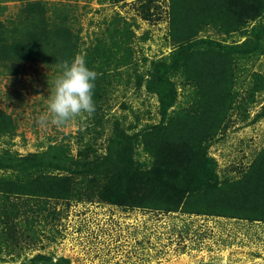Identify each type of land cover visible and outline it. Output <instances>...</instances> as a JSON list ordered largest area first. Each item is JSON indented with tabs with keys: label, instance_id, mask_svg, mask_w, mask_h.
Masks as SVG:
<instances>
[{
	"label": "rangeland",
	"instance_id": "374dc122",
	"mask_svg": "<svg viewBox=\"0 0 264 264\" xmlns=\"http://www.w3.org/2000/svg\"><path fill=\"white\" fill-rule=\"evenodd\" d=\"M156 4L160 8H155ZM140 5L137 0H0V127L13 128L11 135H0V152L15 156L43 150L76 156L78 145H85L90 138V131L83 129L88 116L61 127L50 120L43 127L37 123L39 116L48 113V96L62 71L59 64L83 55L90 45L100 50L102 43L97 40L110 42L107 56L127 51L131 61L137 56L140 73H145L151 58L168 57L172 45L165 0L150 5V20L143 18ZM258 17L264 22V14ZM122 19L130 22L131 31L124 43L117 38ZM145 35L147 39L142 40ZM204 35L202 31L198 37ZM24 38H38V45L45 48V56L52 62L32 65L16 58L11 44ZM219 38L230 44L247 40L238 31ZM116 41L124 49L113 43ZM237 63L234 107L208 148L217 161L220 177L230 180L239 178L264 146V116L257 115L264 106V93L253 98L250 93L254 72L264 82V52L246 58L237 54ZM174 80L178 99L171 109L188 107L192 101L187 85L180 84L178 76ZM114 95L117 97L111 102L110 117L123 118L125 132L136 134L146 123L158 121L156 99L148 98L145 92L138 94L130 88L126 95L121 90ZM122 100L128 108L121 107ZM131 123L136 127L131 129ZM78 130L84 131L77 134ZM105 133L95 143L100 150L106 142ZM119 140L124 142V135ZM134 152L138 165L150 161L139 141H135ZM145 168L132 171L121 203L99 196L63 203L55 198L48 203L44 198L21 196L14 197L19 205L10 201L3 204L0 193V264H30V258L38 253L51 256L53 261L63 256L70 264H264V220L150 207L137 199L156 198L164 188L157 182L155 171ZM50 172L69 175L58 169ZM0 178L21 185L32 176L22 170L0 169ZM68 180L74 187L91 191L106 188L96 176H70ZM45 201L47 209L42 208Z\"/></svg>",
	"mask_w": 264,
	"mask_h": 264
},
{
	"label": "trees",
	"instance_id": "16d2710c",
	"mask_svg": "<svg viewBox=\"0 0 264 264\" xmlns=\"http://www.w3.org/2000/svg\"><path fill=\"white\" fill-rule=\"evenodd\" d=\"M137 1L141 3L143 18L150 20L153 14L150 5L160 0ZM165 4L172 45L169 56L151 58L145 73H140L137 56L131 61L130 52L107 56L110 42L97 40L102 43L100 50L97 46L87 47L83 54L86 65L99 73L93 90L95 112L83 125L84 130L90 131V138L85 145H78L75 157L43 150L15 156L0 152V169L22 170L32 176L21 185L0 178L3 204L10 201L19 205L14 197L21 196L44 198L47 202L55 198L62 203L99 196L108 202L121 203L125 201L132 171L137 173L148 166L150 171H155L157 182L164 188L162 199L160 196L137 199L150 207L168 211L184 208L188 214L264 220V146L235 180L220 177L217 161L208 151L234 107L237 54L246 58L264 52V22L258 17L264 14V0H165ZM154 7L160 8L157 4ZM253 19L257 20L256 24L249 25ZM120 23L117 38L124 43L131 34L130 22L122 19ZM202 31L205 35L198 37ZM235 31L247 40L230 44L219 38L221 34ZM140 38L147 39L146 35ZM113 43L123 48L120 42ZM11 50L16 58L32 65L52 62L45 56V48L38 45V38L17 39L11 44ZM143 60L147 61L145 57ZM253 74L252 98L264 93L259 73ZM177 76L180 84L187 85L192 103L188 107L171 109L178 99V85L174 80ZM130 88L155 98L158 109V121L146 123L136 134L124 131L123 118L110 117L116 91L121 90L126 95ZM121 107L128 108L126 100L121 101ZM257 115L264 116V106ZM133 127L136 124L131 123V129ZM84 130H78L77 134ZM105 131L106 142L100 150L95 143ZM12 132L10 126L4 130L0 127L2 136ZM123 135L121 143L119 137ZM135 141H139L149 154L150 163H136ZM53 169L64 170L69 175H52L50 170ZM90 175L101 178L105 190L77 188L68 180L70 176L85 179ZM47 202L42 205L43 209H47ZM30 259V264H70L63 256L53 261L51 256L42 253Z\"/></svg>",
	"mask_w": 264,
	"mask_h": 264
},
{
	"label": "clouds",
	"instance_id": "9594fccd",
	"mask_svg": "<svg viewBox=\"0 0 264 264\" xmlns=\"http://www.w3.org/2000/svg\"><path fill=\"white\" fill-rule=\"evenodd\" d=\"M59 67L62 71L54 79L48 96V113L37 118L42 127L49 120L52 125L61 127L77 117H91L95 112L93 90L99 73L87 67L83 55L64 60Z\"/></svg>",
	"mask_w": 264,
	"mask_h": 264
}]
</instances>
